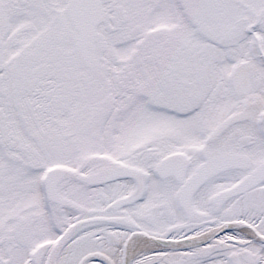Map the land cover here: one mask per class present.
<instances>
[{"label":"snow or ice","instance_id":"snow-or-ice-1","mask_svg":"<svg viewBox=\"0 0 264 264\" xmlns=\"http://www.w3.org/2000/svg\"><path fill=\"white\" fill-rule=\"evenodd\" d=\"M0 264H264V0H0Z\"/></svg>","mask_w":264,"mask_h":264}]
</instances>
